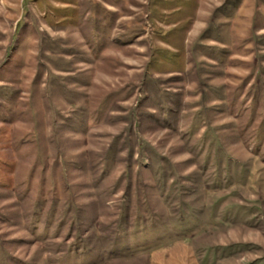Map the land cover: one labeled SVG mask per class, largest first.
I'll return each instance as SVG.
<instances>
[{
	"label": "rangeland",
	"instance_id": "obj_1",
	"mask_svg": "<svg viewBox=\"0 0 264 264\" xmlns=\"http://www.w3.org/2000/svg\"><path fill=\"white\" fill-rule=\"evenodd\" d=\"M0 264H264V0H0Z\"/></svg>",
	"mask_w": 264,
	"mask_h": 264
}]
</instances>
